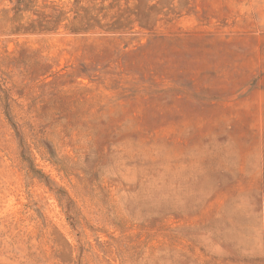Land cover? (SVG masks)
Returning a JSON list of instances; mask_svg holds the SVG:
<instances>
[{
    "label": "rangeland",
    "instance_id": "rangeland-1",
    "mask_svg": "<svg viewBox=\"0 0 264 264\" xmlns=\"http://www.w3.org/2000/svg\"><path fill=\"white\" fill-rule=\"evenodd\" d=\"M0 264H264V0H0Z\"/></svg>",
    "mask_w": 264,
    "mask_h": 264
}]
</instances>
